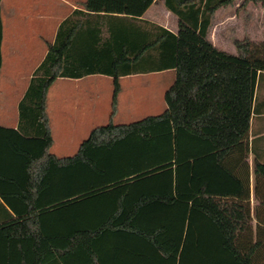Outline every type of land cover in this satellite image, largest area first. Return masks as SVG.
Returning <instances> with one entry per match:
<instances>
[{
	"label": "trees",
	"instance_id": "trees-1",
	"mask_svg": "<svg viewBox=\"0 0 264 264\" xmlns=\"http://www.w3.org/2000/svg\"><path fill=\"white\" fill-rule=\"evenodd\" d=\"M156 1L84 0L35 70L18 127L0 125V264H264L255 142L261 204L253 214L228 198L247 199L234 162L264 111V42L235 40L232 55L209 41L215 13L237 0H163L176 33L145 18ZM2 42L0 0V71ZM171 70L162 114L97 127L73 156L51 153L57 79L112 77L113 116L120 78Z\"/></svg>",
	"mask_w": 264,
	"mask_h": 264
},
{
	"label": "crops",
	"instance_id": "crops-1",
	"mask_svg": "<svg viewBox=\"0 0 264 264\" xmlns=\"http://www.w3.org/2000/svg\"><path fill=\"white\" fill-rule=\"evenodd\" d=\"M4 1L1 0L3 42L1 46L2 66L0 71V125L4 128L16 129L19 125V104L29 87L35 70L42 63L48 52V45L54 42L60 24L76 9H79L84 0H30L31 6H28L27 0H16L10 6H7ZM152 8L145 14V17L148 16ZM162 15L163 22H160L159 25L176 33L178 30V18L167 9ZM165 20L169 21V26L165 25ZM23 24L27 28L32 29L33 40H41L52 29L54 36L51 42L48 40L46 50L39 49L36 45L27 46L28 48L23 50V41L21 42V40L27 36L24 29L22 30ZM217 48L232 55H237L235 48L231 51ZM30 59L34 60L32 67L26 70L23 66L26 67L30 63ZM150 74L165 75L160 80H167L163 83L161 89L154 90L156 97L151 98L146 103L149 112L147 114L149 115L143 118L158 116L167 109L165 95L176 79L174 70ZM139 75L142 74L120 78L121 90L117 99L116 113L113 116L114 80L112 77L89 75L79 79H57L50 87L47 95V111L53 137V145L51 147L53 152L51 153L60 158L73 156L78 151L81 143L89 137L93 129L105 126L110 122L114 123L113 120L120 115L122 118L138 117L141 106L143 107L144 105L140 104V99L137 98H133L130 103L127 102L123 81L134 79ZM135 121H126L121 124H130ZM96 124H98L97 127ZM57 134L59 135L58 139ZM76 135L83 138L81 139L82 141L76 143L74 139V137H77ZM262 137H264V111L259 116H255L251 122L248 156L243 160H234L235 168L242 173L241 177L244 184L246 179H248L249 189L243 190L247 199L235 196L228 197L229 200L249 205L253 214L261 204V199L259 200L256 197L254 165L256 157L252 146L253 142H255L254 149L259 153L258 159L264 163V139L255 141V138ZM251 224L253 227L256 226L254 215Z\"/></svg>",
	"mask_w": 264,
	"mask_h": 264
},
{
	"label": "rangeland",
	"instance_id": "rangeland-1",
	"mask_svg": "<svg viewBox=\"0 0 264 264\" xmlns=\"http://www.w3.org/2000/svg\"><path fill=\"white\" fill-rule=\"evenodd\" d=\"M4 2L7 6H10L12 3L16 2V0H5ZM27 4H29L28 6H31L30 0H27ZM152 7L153 8L150 13H148V16L145 18L157 24H160V22L162 23V14L166 11L164 3L162 0H157ZM165 22V25L169 26V21L165 20ZM23 29L25 34L27 33V36L21 40V42L23 41V50L27 49V46L30 47V45H36L37 48L46 50L48 40L51 42L54 36L51 29V32L44 35L41 40H33L31 35L32 29L27 28L26 25L22 26V30ZM245 38H249L256 43L264 42V4H254L253 2L245 3L244 0H237L234 4L221 8L215 13L208 39L216 48L219 47L227 51L234 50V41L243 40ZM29 61L30 63L27 64L26 67L23 66L26 70H29V68L32 67L31 65L34 60L30 59ZM163 76L165 75L142 74L134 79L123 81L127 102L130 103L133 98H137L140 99V104L144 106H141V111L139 112L138 117L132 116L131 118H122L120 115L117 119L113 120L114 123L121 124L126 121H138L139 119L149 115L147 114L149 112L146 103H148L151 98L156 97V92L154 90L161 89L163 83L166 82L167 79H163L164 82L160 80ZM97 125L98 124H96V127ZM56 136L58 139L59 135L57 134ZM74 139L77 143L82 141L81 139L83 138L77 136L74 137ZM51 152L53 151L51 150Z\"/></svg>",
	"mask_w": 264,
	"mask_h": 264
}]
</instances>
